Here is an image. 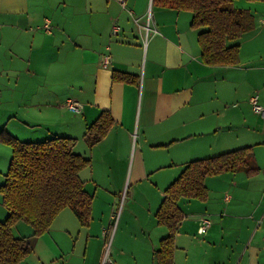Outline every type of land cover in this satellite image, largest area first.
I'll use <instances>...</instances> for the list:
<instances>
[{
    "label": "crops",
    "instance_id": "obj_1",
    "mask_svg": "<svg viewBox=\"0 0 264 264\" xmlns=\"http://www.w3.org/2000/svg\"><path fill=\"white\" fill-rule=\"evenodd\" d=\"M152 1L126 0L123 8L118 0H0V132L23 142L75 139L74 152L90 160L80 177L94 196L88 226L64 209L19 264H100L108 217L102 211L94 220L97 191L115 197L125 185L134 190L132 202L136 190L144 188L146 210L121 213L111 234L110 264H154V251L168 233L155 218L167 187L187 163L245 147L254 150V176L243 169L209 176L206 201L179 199L184 217L174 237L173 263L262 264V250L254 243L261 219L232 210L244 203L242 198L251 204L252 194L239 191L243 175L251 192L253 182L264 178L258 157L264 125L247 124L240 109L254 91L264 106V2H234L251 12L255 28L237 42V65L209 66L197 41L203 29L191 28L192 13ZM147 14L154 32L145 39L133 20L141 24ZM46 21L50 33L40 28ZM115 24L121 31L112 37ZM107 52L111 64L102 67ZM50 65L57 66L51 75ZM113 72L134 81L115 82ZM68 100L81 104L79 113L65 107ZM36 110L46 112L43 119L33 114ZM102 111L110 113L113 126L89 147L86 128ZM1 154L7 166H1L0 186L11 148L0 143ZM226 192L231 194L227 203ZM1 201L0 196V223L7 217ZM202 217L212 221L204 236L197 233ZM12 233L29 238L33 230L18 222Z\"/></svg>",
    "mask_w": 264,
    "mask_h": 264
},
{
    "label": "trees",
    "instance_id": "obj_2",
    "mask_svg": "<svg viewBox=\"0 0 264 264\" xmlns=\"http://www.w3.org/2000/svg\"><path fill=\"white\" fill-rule=\"evenodd\" d=\"M236 0H153V4L192 13L191 28L203 29L197 41L202 62L209 66H234L239 63L237 43L254 28V17L247 9L234 6ZM249 2L264 0H247ZM115 82H133L132 76L113 72ZM108 111L87 126L84 138L89 147L100 142L113 126ZM0 143L11 148L9 167L0 186L1 204L7 211L0 223V264H19L34 249L36 238L45 234L64 209H70L80 225L91 220L93 197L84 188L80 173L90 160L74 152L76 140L53 137L39 142H23L6 131L0 132ZM252 148L245 147L215 157L193 160L164 191V198L155 214L158 225L167 229V236L154 251V264H174V237L183 220L178 207L180 198L206 201L205 179L240 169L248 175L258 169L250 165ZM22 222L32 228L29 238H19L12 228Z\"/></svg>",
    "mask_w": 264,
    "mask_h": 264
},
{
    "label": "rangeland",
    "instance_id": "obj_3",
    "mask_svg": "<svg viewBox=\"0 0 264 264\" xmlns=\"http://www.w3.org/2000/svg\"><path fill=\"white\" fill-rule=\"evenodd\" d=\"M238 7H240V5H238ZM257 91H260L259 88L257 89ZM255 92L256 91H254L252 94H256ZM258 96H260L259 92H258ZM240 109L242 110L241 113L243 114L242 118L245 120L247 124L255 125L257 127H261L262 125H264V123H261L260 121H258V117L256 116L257 114L254 111L253 112L256 115L251 112L252 107L250 103L243 104ZM262 153H264V150H261L258 153L259 165L260 164L264 165V157H262ZM249 163L250 165L257 167L256 159L254 156V150L252 152V156H251ZM1 166H3V168L7 166V164H5L4 154L0 155V169H2ZM0 181L1 182L3 181V176L1 174H0ZM261 182L264 183V178H260L259 181L253 182L252 187L255 189L253 190V192H251L247 189V184L249 185V183L247 182L245 175H243V184L240 185L239 191L247 195L252 194L250 197L251 204L249 203V200L242 198L244 200V203L241 205L238 204L239 207L237 211L232 210V213L235 215L247 216L251 212H253L259 219H261V223L259 224L258 236L255 239L254 243L262 250L260 254V262L264 264V184L261 185V188L256 189L258 185H260ZM133 192H134L133 188L131 187L129 190L128 185H125L123 189L120 191V195L115 196V197L112 196L111 194L109 196L108 193H105L104 191H101V190L97 191V198L95 199L96 205H94L95 209L93 211L94 220L95 222L98 221L97 218L98 219L100 218V214L102 211H103L102 212L103 218L105 217L106 214L108 217V226H106L105 228L106 233L104 232V234L107 237L106 239L104 238L102 239L103 248H102L100 264L103 263V261L105 264L107 263L110 264L111 262V258H112V255L110 253L111 234H113L114 232L113 230L116 228L119 222L121 213H127L131 209L133 213H136L137 215L138 211L146 210V206L144 203L145 199H143V196L145 193L144 188L139 187L136 190V197L133 198L134 201L132 202L129 200V198H132ZM226 194H230V193L226 192ZM93 195H95V192H93ZM239 202H240V199H239ZM230 213L231 212H229V214ZM136 215L135 214L131 215L130 216L131 219L132 220L135 219L137 217ZM131 228H134V226H132ZM232 242H233L232 239H228L227 245L229 248L234 246Z\"/></svg>",
    "mask_w": 264,
    "mask_h": 264
},
{
    "label": "built area",
    "instance_id": "obj_4",
    "mask_svg": "<svg viewBox=\"0 0 264 264\" xmlns=\"http://www.w3.org/2000/svg\"><path fill=\"white\" fill-rule=\"evenodd\" d=\"M118 1H119L120 5L123 8L126 6V0H118ZM129 14L132 16V13L131 12H129ZM138 21H139L138 19H134L133 20V22L138 26L139 31L142 30L145 39H147L148 36H149V34L154 32L152 29H150V26H149V24H150V15L147 14V16H146V18H145V20H144L143 23L140 24ZM40 28L43 29L44 32L50 33V30L51 29H50V24H49L48 21H46L43 24V26H41ZM120 31H121V28L117 24H115L111 28L110 35L112 37L117 36ZM110 64H111V55H110V53L109 52L104 53L102 55V59H101V66L102 67H108ZM249 103H250V105L252 107V110L256 114H258L259 116H261L262 118H264V106H262L259 103V96H258V94L252 95L249 98ZM65 107L68 110H70V111H72L74 113H79L80 110H81V108H82L81 104H79L76 101H72V100H68L65 103ZM230 198H231V196L229 194H225L224 197H223V201L227 203V202H229ZM211 225H212V221L209 218H205V217L200 218L198 220L197 233L199 235H201V236H204L206 234V232L208 231V229L211 227ZM103 263H104V261H103Z\"/></svg>",
    "mask_w": 264,
    "mask_h": 264
},
{
    "label": "clouds",
    "instance_id": "obj_5",
    "mask_svg": "<svg viewBox=\"0 0 264 264\" xmlns=\"http://www.w3.org/2000/svg\"><path fill=\"white\" fill-rule=\"evenodd\" d=\"M56 67H57L56 65H50V66L48 67V69H46V71L49 73V75H51V74H52V70H53L54 68H56ZM33 114H34L35 116H37V117L43 119L44 116L46 115V112H42V111L36 110V111H34Z\"/></svg>",
    "mask_w": 264,
    "mask_h": 264
}]
</instances>
